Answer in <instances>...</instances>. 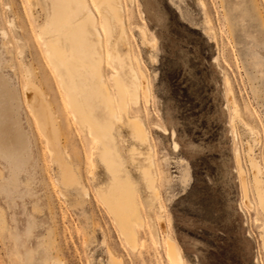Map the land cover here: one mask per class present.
Segmentation results:
<instances>
[{
    "label": "rangeland",
    "instance_id": "obj_1",
    "mask_svg": "<svg viewBox=\"0 0 264 264\" xmlns=\"http://www.w3.org/2000/svg\"><path fill=\"white\" fill-rule=\"evenodd\" d=\"M33 1L0 0V264H44L42 257L58 260L57 253L65 264H109V249L126 264H174L166 255L168 235L182 264H264V209L248 149L253 144L264 180V0H204L206 8L201 0H123L132 54L140 56L151 88L148 102L134 109L148 128V152L159 175L160 197L150 206L139 187L144 222L135 248L95 194L91 200L81 190L67 194L57 181L24 99L26 72L34 70L30 74L60 116L40 39L46 14L42 0ZM139 25L154 46L144 42ZM69 130L66 139L88 150L86 131L71 122ZM128 136L123 128L120 147L127 162L129 149L138 146ZM89 167L82 169L94 193ZM128 168L138 180L137 167ZM97 172L105 176L102 167ZM38 201L40 212L33 210Z\"/></svg>",
    "mask_w": 264,
    "mask_h": 264
},
{
    "label": "bare ground",
    "instance_id": "obj_2",
    "mask_svg": "<svg viewBox=\"0 0 264 264\" xmlns=\"http://www.w3.org/2000/svg\"><path fill=\"white\" fill-rule=\"evenodd\" d=\"M201 2L206 8L205 1ZM32 3L37 5L39 0ZM42 4L46 16L40 29V39L44 40L45 59L49 61L52 70L49 74V86L53 101L58 104L60 116L42 91L44 88L41 90L40 83H36V76L30 74L32 70L26 72L25 76V102L36 128L44 138L48 158L56 167L60 187L67 194L81 190L85 199L91 200L95 194V199L102 203L118 224L127 243L135 248L139 236L138 225L144 222L139 187H143L147 195V206L160 196L157 187L159 175L153 170L156 163L148 152L151 145L149 131L140 119L139 111L134 109V105H139L142 101L148 102L151 88L140 56L132 54V43L128 40L129 13L123 0H42ZM94 4L101 10L100 16L96 13ZM138 27L141 28L144 42L152 44L147 28L141 25ZM211 30L213 31L212 28ZM116 32L117 39L114 36ZM3 33L5 37L8 36L6 29ZM104 33L109 38L110 51L106 48ZM227 84L230 98L235 103L237 100L229 79ZM238 105L235 104V107ZM236 110L240 112V109ZM243 121L252 134L258 133L246 119L243 118ZM69 122L78 125L80 131H86L90 142L88 150L85 145L66 139L71 133ZM123 128L127 129L134 143L138 144H133L129 149V162L123 158L120 147ZM69 148L74 151V157ZM248 149L259 204L264 209V180L260 164L252 154L253 144L248 143ZM128 163L137 167L138 180L129 170ZM88 164L90 167L87 173L96 187L94 193L82 169ZM237 165L244 201L250 204L246 172L239 153ZM99 167L105 171L103 178L98 176ZM104 181L106 184L100 186ZM27 184H30L29 178ZM7 188L8 196L11 197L10 186ZM40 207L38 201L34 203L33 210L40 212ZM176 245L168 235L167 258L174 264H182L183 257ZM56 257L58 260L41 259L44 264H65L58 253ZM109 264L126 263L109 249Z\"/></svg>",
    "mask_w": 264,
    "mask_h": 264
}]
</instances>
